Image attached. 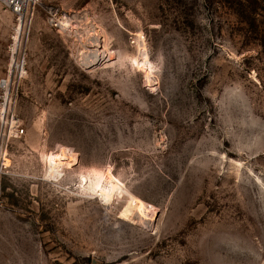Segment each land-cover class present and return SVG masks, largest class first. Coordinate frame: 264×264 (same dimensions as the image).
<instances>
[{"label": "rangeland", "instance_id": "obj_1", "mask_svg": "<svg viewBox=\"0 0 264 264\" xmlns=\"http://www.w3.org/2000/svg\"><path fill=\"white\" fill-rule=\"evenodd\" d=\"M41 2L88 10L106 50L84 67L34 7L0 264H264V0ZM13 26L0 0V77Z\"/></svg>", "mask_w": 264, "mask_h": 264}, {"label": "built area", "instance_id": "obj_2", "mask_svg": "<svg viewBox=\"0 0 264 264\" xmlns=\"http://www.w3.org/2000/svg\"><path fill=\"white\" fill-rule=\"evenodd\" d=\"M14 16V35L8 47L10 56L5 74L0 77V172L9 161L10 142L22 136L24 128L15 111L18 86L26 75V25L34 14V7L40 6L44 22L60 35L68 38L76 48L79 60L90 56L101 46L100 29L88 10H65L52 3L43 4L41 0H3ZM89 56V57H88Z\"/></svg>", "mask_w": 264, "mask_h": 264}, {"label": "bare ground", "instance_id": "obj_3", "mask_svg": "<svg viewBox=\"0 0 264 264\" xmlns=\"http://www.w3.org/2000/svg\"><path fill=\"white\" fill-rule=\"evenodd\" d=\"M103 41L105 42L106 38H103ZM134 42L137 46V51H138V44H139V42H143V40H141L139 37H137ZM96 44L99 46H102L101 43H96ZM105 50H106V42H105L104 46H102L101 50L100 49L95 50V52L90 56V59H85L84 57H82L81 62L83 63L84 67L91 68V69L99 67V65H101L104 62V57H100V55ZM153 85H154V83H153ZM63 155H64L63 159H66L65 162H63V163H66V164H72V163H70L71 162L70 160L76 159L75 155L73 153L68 152V151L67 152L64 151ZM59 163L62 164V162L60 160L57 161L56 157L53 160L51 159V161L49 163L50 164L49 170L50 171H56ZM106 179H107L106 182L103 184V186L101 188L102 197H104V198L110 197V195H112V191L114 189H116L118 186L116 184V181L111 176H107ZM129 198H130V202L126 206H124L123 210L120 213V217L126 218V219H132L137 214L136 210L140 209L141 215H140L139 219L142 220L144 218L145 213L148 210H150L152 207L150 205H148L146 202H144L138 198H135L133 196H129ZM137 212H139V211H137Z\"/></svg>", "mask_w": 264, "mask_h": 264}]
</instances>
